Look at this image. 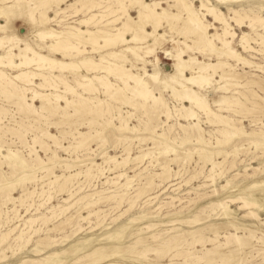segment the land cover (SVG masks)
I'll return each instance as SVG.
<instances>
[{"label": "rangeland", "instance_id": "374dc122", "mask_svg": "<svg viewBox=\"0 0 264 264\" xmlns=\"http://www.w3.org/2000/svg\"><path fill=\"white\" fill-rule=\"evenodd\" d=\"M109 1L61 0L49 10L53 19L42 25L30 14H14L7 34H24L36 50L59 60L93 57L100 66H50L30 52L32 59L18 67L0 65L6 72L0 78V264H264V27L257 19L250 25L255 16L264 19L260 1L234 3L250 16L239 24L227 4L211 0L237 32L231 44L240 56L212 52L200 34L182 26V14L161 26L167 39L154 35L162 47L159 63L146 56L143 47L150 42L104 41L114 26L127 22L124 16L112 21L124 11H102ZM160 1L179 13L178 1ZM192 1L200 6L202 0ZM125 3L136 17L134 5ZM35 13L40 22V9ZM94 13L88 25L80 22ZM102 16L112 22H101ZM205 22L211 34L223 32L213 15ZM70 26L96 32L78 43L83 52L53 51L48 44L60 48L68 42L36 36L40 28ZM147 28L153 31L150 22ZM243 31L254 49L239 45ZM5 41L1 55L10 47ZM167 48L176 57L216 63L205 71L212 78L195 86L212 112L165 85L182 89L165 74L176 65ZM115 51L127 57H113ZM19 57L15 61L24 60ZM113 63L141 76L152 97L133 94L105 68ZM199 69L190 66L185 74ZM90 82L93 88L86 87ZM224 128L234 135L222 133ZM246 200L256 204L246 206Z\"/></svg>", "mask_w": 264, "mask_h": 264}, {"label": "bare ground", "instance_id": "6f19581e", "mask_svg": "<svg viewBox=\"0 0 264 264\" xmlns=\"http://www.w3.org/2000/svg\"><path fill=\"white\" fill-rule=\"evenodd\" d=\"M1 1L4 3V5H0V33H4L6 34V36H0V50L4 48L5 43L7 42L5 41V38H7L8 42L10 43L9 44L10 47L6 50V53L3 55L0 54L1 66L18 67L23 63H27L28 60L32 59V57L30 56L31 53L33 54L34 57L38 59L37 60L38 62L46 61L48 62V64H50V66L58 65L62 68L81 70V68H83L85 65L91 69H99L100 65L98 62L94 61L93 57H85L80 61L59 60L57 58L51 57L45 53L36 50L32 46L31 42L25 39L24 34H18L15 32L11 34H7L9 30H12L11 26L12 24H14V21L16 20V18L14 17L15 13L23 12L24 14H30L32 18V22L34 24L37 23L38 24L41 23V25L46 24L48 21L53 19L49 15V10L51 9L52 4L59 3V1L61 0H1ZM175 1L179 2V13H174V12L171 13L168 8L163 6L162 1L160 0H152V1L130 0V3L134 5L132 7V10L133 8L137 10L138 15L136 17H138L139 19L133 16L130 10L127 9L126 7L127 4L125 3V0H111L106 5L103 6L102 4H100V2L99 3L96 2L92 5L96 7L102 6V11L104 12L113 8H114V12L117 13L118 12L122 13L121 11H124L123 15L121 14L115 15L116 17L112 21H117L124 16L127 22H123L120 26H114V30L111 33V35L103 36L105 39L104 41L107 44L112 42L114 44L120 43L126 45L131 43V41L150 42L143 47L145 48V53L146 56L149 58V61L159 63V59L156 54L157 50L161 47L159 38L160 37L163 39L168 38V33H166L165 31L161 32V26L164 23H170V20L172 18H178V19L181 18L182 14L186 15V17H182L184 20V24L182 26L189 28L190 31L197 32L198 34H200L210 45V50L212 52H215L216 54H218V56H222V55H226L228 57L240 56V53L236 49H233L231 44L232 41L231 39L235 38L237 32L232 29V24L230 23L229 18L226 17V15L219 6L214 5V3L211 0H202L200 6H196L192 0H175ZM216 1L220 5H222L223 3L227 4L229 10L234 14V16H232V19H235L239 24L242 23L243 17H250L247 14V12L243 11V9L240 10L234 8V3L237 2L238 0H216ZM259 1L261 4V8H264V0H259ZM38 9H40V18H41L40 22H38V20L35 18V14H36L35 11H37ZM59 12L60 11L57 10L56 14H58ZM96 15L97 14L94 13L90 18L88 17L82 19L80 22L82 24L88 25V23L92 22L90 20L94 19ZM207 15H213L214 19L221 23V26L223 27L222 33L211 34L209 32L208 27L210 24L205 22ZM103 17L104 16L100 18V21L106 22L107 20L103 19ZM2 18L5 19V22L1 21ZM255 19H257V21H259L260 24L264 27V19L261 18L260 16H255L254 19L252 18L250 21V23H252L250 24L252 29L255 27V25L253 24V22L255 23ZM112 21L108 20L107 22L110 23ZM148 22H150L153 25V31H150L147 28ZM70 27H71L70 31H60L54 27L51 28L46 27V29L40 28L37 31L36 36L39 37L40 40H45L46 38H56L57 42H63V41L68 42L64 46H61L60 48H56V45L53 42L48 44V47L53 51L55 50L60 51L61 49H64L66 53L67 49L76 48L78 49L79 52H83L84 50L79 47L78 43H81V41H83L82 40L83 37L84 38L94 37L96 32L91 30L89 27L87 28H83L80 26H70ZM155 33L159 36V38L153 39ZM129 34H133V36L129 38L128 37ZM73 38L75 39V41H77V43H75L72 40ZM260 39H261L260 44L264 45V36H261ZM216 41H219L222 44V46L218 47ZM239 45L246 50L254 49V46L252 45L248 32L246 31L242 32V35L239 39ZM16 48H18L19 52L15 50ZM127 49L130 50L135 55L137 60L146 62L145 57L140 55L134 46H128ZM164 51L169 59H175V64H176V65H170L171 67L167 66L169 67V69L165 71V74L172 76L173 78L172 81L176 83L178 86H180L182 89H177L174 85L167 83V81L164 82L165 85L170 86L175 92V94L181 97L183 100L186 99L188 102L189 101L194 102L199 107L208 110V112H212L211 108L207 103L206 98L198 93V91L195 89V86L205 85L206 82H208L210 78H212L209 74L207 75L205 71L207 69H210V67L215 66L216 63H209L202 61L196 55H190L189 58H184L181 56L176 57V55L173 54L171 49L169 50V48L165 49ZM111 54L113 57H117L118 59L127 57L126 54L116 51L111 52ZM19 56L23 57L24 60H21L20 62L15 61V58ZM246 63L250 64L251 62L248 61ZM195 65L200 66V69L198 71H195L197 73L192 75L185 74L186 72L185 70L188 67ZM105 68L109 73L114 74L117 77H120L123 81V84L127 85V87L130 86L129 88L133 92V94L139 95V97L142 99H148L152 97L151 90L147 82L144 81L141 76L133 72L128 67H124L122 64L119 63H113L112 65L110 64L107 67L105 66ZM157 68H155V70ZM22 73H24V71L17 74L16 77H18ZM3 75H6V72L0 70V78ZM149 75L152 78H157L158 76V74H149ZM31 77L32 76H30V78ZM98 78H101V76H98ZM131 81L134 82V85H130ZM109 82L108 83L104 82V84L107 87H110L113 84ZM85 85L86 87H92L91 82ZM93 86H95L94 83ZM119 88H121V86H119ZM66 89L69 91L73 90L72 87H67ZM56 97L58 98L59 96L56 95ZM195 116L196 113L192 111L190 117L195 118ZM221 132L227 134L230 137L234 135V132H230L226 130V128H224L223 130L221 129ZM218 142L220 143L221 141ZM203 151L205 152V150ZM206 156L207 159L208 158L210 159L213 156V152L208 150ZM19 179L20 178H18V180ZM244 202L246 206L249 205L253 206L256 204V202L249 200H246ZM254 214L257 215V213L255 212Z\"/></svg>", "mask_w": 264, "mask_h": 264}]
</instances>
